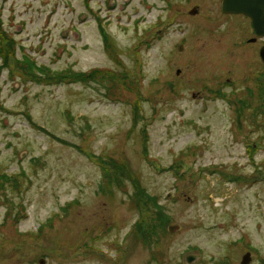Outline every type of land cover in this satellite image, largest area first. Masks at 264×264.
I'll use <instances>...</instances> for the list:
<instances>
[{
	"label": "rangeland",
	"instance_id": "1",
	"mask_svg": "<svg viewBox=\"0 0 264 264\" xmlns=\"http://www.w3.org/2000/svg\"><path fill=\"white\" fill-rule=\"evenodd\" d=\"M41 1L5 25L36 68L0 72V264H264L251 20L221 0Z\"/></svg>",
	"mask_w": 264,
	"mask_h": 264
},
{
	"label": "water",
	"instance_id": "2",
	"mask_svg": "<svg viewBox=\"0 0 264 264\" xmlns=\"http://www.w3.org/2000/svg\"><path fill=\"white\" fill-rule=\"evenodd\" d=\"M220 10L226 15H244L251 20V25L256 36H264V0H222ZM195 9L192 10V14L195 13ZM255 39H250L248 42H254ZM178 51L182 52L183 46H178ZM260 57L264 62V48L260 52ZM178 227L170 226L169 232H174ZM187 263H191L195 260L194 256H188ZM251 260L250 254L244 255L241 264H248ZM39 264H45L44 260H40Z\"/></svg>",
	"mask_w": 264,
	"mask_h": 264
},
{
	"label": "trees",
	"instance_id": "3",
	"mask_svg": "<svg viewBox=\"0 0 264 264\" xmlns=\"http://www.w3.org/2000/svg\"><path fill=\"white\" fill-rule=\"evenodd\" d=\"M99 21L102 22L101 19H99ZM16 44H17V42L11 36H9L7 33H5L2 30V25H1V22H0V59L2 61L1 65H0V72L3 70L4 66L11 67V66L14 65L15 67H18L20 65H25V66L28 67V70H29L28 74L30 76H34L33 69L36 68V64H34L35 62L32 59H30V57L28 55H25V54H23V56H22L23 59L22 60L18 59V57L16 56V53H15V48H16L15 45ZM81 74H83V73H81ZM84 75H88V74L84 73ZM69 76L72 77L71 75H69ZM80 77H82V76H80ZM66 78H68V77L66 75H64V74L59 75V76L54 75L52 80L53 79L54 80H64ZM85 79H86L85 77H82V78H80L79 81H84ZM70 80H72V79L70 78ZM242 103L246 105V103H244V102H242ZM258 106L259 105L256 106V105L251 104V102H249V103H247V107L246 108L251 107V109H253V114L252 115L256 116L257 111H259L258 110ZM250 111H252V110H250ZM22 174H23V172H22ZM16 177H21V176L17 175ZM0 179H3V178L0 177ZM17 179L18 178H7V180H5V181L9 182L10 184H13V186H15L17 184ZM134 188H135V191L138 192L140 190L139 184L138 185H134ZM18 214H20V212H18Z\"/></svg>",
	"mask_w": 264,
	"mask_h": 264
},
{
	"label": "built area",
	"instance_id": "4",
	"mask_svg": "<svg viewBox=\"0 0 264 264\" xmlns=\"http://www.w3.org/2000/svg\"><path fill=\"white\" fill-rule=\"evenodd\" d=\"M7 0L3 1L0 4V18L1 20L6 24L12 22L14 25L22 23L23 31H27L29 20L24 19V17H21L23 13H28L29 16H31V13H36L37 10L39 11L40 6L39 2H36L35 0L28 1V0H9L8 3H6ZM35 6V8H34ZM60 13L59 7L57 8V11L55 14H53L51 20H49V27L53 26L55 23L54 16H58ZM40 29V28H39ZM42 35V34H41Z\"/></svg>",
	"mask_w": 264,
	"mask_h": 264
},
{
	"label": "flooded vegetation",
	"instance_id": "5",
	"mask_svg": "<svg viewBox=\"0 0 264 264\" xmlns=\"http://www.w3.org/2000/svg\"><path fill=\"white\" fill-rule=\"evenodd\" d=\"M222 1V0H221ZM220 5H221V3H220ZM226 15V14H225ZM226 16H244V15H241V14H239V15H234V14H231V15H226ZM250 39H253V38H250ZM250 39H248V40H250ZM254 39H256V38H254ZM258 39H260V38H258ZM247 40V41H248Z\"/></svg>",
	"mask_w": 264,
	"mask_h": 264
}]
</instances>
